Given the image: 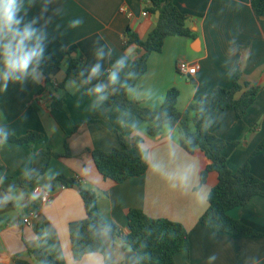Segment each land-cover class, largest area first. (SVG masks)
Instances as JSON below:
<instances>
[{"label": "crops", "instance_id": "obj_1", "mask_svg": "<svg viewBox=\"0 0 264 264\" xmlns=\"http://www.w3.org/2000/svg\"><path fill=\"white\" fill-rule=\"evenodd\" d=\"M150 1L28 0L21 7L20 27L35 21L32 27L44 37L39 62L55 56L62 66L42 95L39 91L45 77L37 67L39 63L31 66L35 71L30 67L21 80L5 81L4 64L0 70V264H37L29 252L35 247L66 264H138L136 253L122 238L108 234H104V253L89 254L80 261L73 259L69 224L85 219L86 211L79 191L63 187L58 181L61 176H78L83 188L95 191L101 216L115 224L121 236L129 234L131 209L182 224L189 232L190 248L175 256L176 264H264V197L229 212L233 219L263 234L260 237L219 234L203 226L200 218L209 207L208 196L218 184V174L211 173L201 185L200 172L207 159L200 150L189 154L181 146L182 126H165L152 138L144 121L117 106L87 122L103 105V99L87 94V89L105 85L103 93L119 96L127 75L110 83V66L120 58L131 65L145 53L137 45L127 44L126 32L130 29L141 40L148 39L160 17L159 12L143 15ZM161 2L173 3L187 15V26L197 37L167 38L162 52L150 55L147 73L129 89L128 97L158 109L167 91L177 87L178 109L185 112L214 88H231L239 70L242 83L262 89L243 118L239 119L231 108L220 111L211 132L226 141L242 143L229 145L224 151L232 171L250 159L253 174L264 182V151L252 156L264 142V15L256 18L251 0ZM77 20L80 23L73 26ZM64 49L82 60L78 75L67 81L69 57ZM181 60L198 66L194 76L186 77V83L178 77ZM96 64L101 66L100 72L89 79ZM64 82V90L54 89ZM54 99L62 102L61 110L51 108ZM192 117L191 113L187 122L190 131ZM4 131L17 137L32 131L43 138L19 145L3 141ZM119 133L142 137V147L149 155L146 174L121 184L99 173L90 152L118 148ZM40 151H52L59 157L50 159L44 168ZM29 176H39L38 185L10 191L13 184ZM184 176L187 178L181 179ZM38 186L48 188L50 203L43 204L34 194ZM34 212L39 217L25 224L24 219ZM38 224L43 225L47 240L40 237Z\"/></svg>", "mask_w": 264, "mask_h": 264}, {"label": "trees", "instance_id": "obj_2", "mask_svg": "<svg viewBox=\"0 0 264 264\" xmlns=\"http://www.w3.org/2000/svg\"><path fill=\"white\" fill-rule=\"evenodd\" d=\"M27 1L20 0L21 7ZM251 4L256 18H261L264 15V0H251ZM145 10L151 14L160 13L156 28L148 39L141 40L130 29L126 32L127 44L137 45L145 53L131 65L125 64L119 70L118 77L127 75L123 91L119 96H107L103 92L96 94L94 89H87L89 95L104 97L100 110L87 122L96 120L100 115L117 106L146 122L147 135L152 138L158 136L165 126L171 128L182 126L181 146L189 154L200 150L207 159L206 166L200 172L201 185L207 182L211 173L218 174V184L209 193V207L201 216L200 223L219 234L235 237L262 236L263 234L256 233L250 227L233 219L229 212L235 208L247 207L256 197H264V182L253 174L250 159L237 171H232L224 151L229 145L239 146L242 143L226 141L211 132L212 124L220 111L231 108L239 119L243 118L256 101L262 88L247 82L242 83V74L237 70L231 88H214L210 93L191 104L185 112H180L178 109L180 91L175 87L167 91L158 109H150L140 101L131 100L128 97L129 89L136 86L147 73L150 55L162 52L167 38L196 39L197 37L196 33L187 26L188 16L183 14L173 3L164 4L161 0H151ZM64 52L69 57L66 71L67 81L78 75L82 68V60L71 57V52L66 49ZM3 64V58L0 57V70ZM115 64L110 66L109 76L114 70ZM61 66V60L55 56H48L39 62L37 67L45 77V84L41 87L39 95L47 92L48 85L60 72ZM65 84L66 82L54 89L64 90ZM51 108L61 110L63 104L60 100L54 99ZM191 113L193 114L191 119L193 130L190 131L187 122ZM77 130L78 127H75L74 132ZM42 138L41 134L32 131L22 137H17L10 131H4L1 134L3 141L19 145L37 143ZM118 140L120 146L110 152L90 151L99 173L105 179L112 180L117 184L145 175L149 167V155L142 147L143 138L140 136L126 137L119 133ZM262 151H264V142L252 156ZM39 154L44 156V168L50 159L59 157L52 151H40ZM38 179L39 176H29L24 180H19L13 184L10 191L16 188H33L38 185ZM58 181L68 189L80 188L79 193L86 211L85 219L69 224L72 257L75 261H80L89 254L104 253L106 250L104 234L121 237L122 242L136 253L138 264H176L175 256L189 250V232L182 224L167 219L151 218L142 210L131 209L128 213L129 234L121 236L117 226L101 216L98 209V194L93 190L83 188L81 178L61 176ZM37 230L43 240L48 239L42 224H38ZM29 252L37 264H66L59 258L45 254L40 247L29 248Z\"/></svg>", "mask_w": 264, "mask_h": 264}, {"label": "clouds", "instance_id": "obj_3", "mask_svg": "<svg viewBox=\"0 0 264 264\" xmlns=\"http://www.w3.org/2000/svg\"><path fill=\"white\" fill-rule=\"evenodd\" d=\"M20 0H0V57L3 58L5 71L3 79L7 81L9 78L13 80H21L27 74L34 64H38L43 55V35L38 34V30L32 27L35 21L20 25L23 23V16L20 15ZM80 21H74L73 26L79 24ZM7 40V43L3 41ZM125 66V59L120 58L114 65V70L110 73L109 81L115 84L118 80V72ZM100 65L96 64L91 69L89 79L95 77L100 72ZM32 72L35 71L31 67ZM105 85H97L94 88L96 94L104 91ZM100 96V99H103ZM187 177H181L186 179Z\"/></svg>", "mask_w": 264, "mask_h": 264}, {"label": "built area", "instance_id": "obj_4", "mask_svg": "<svg viewBox=\"0 0 264 264\" xmlns=\"http://www.w3.org/2000/svg\"><path fill=\"white\" fill-rule=\"evenodd\" d=\"M123 12H126L125 8H122ZM144 16L148 15V12H144L143 13ZM177 71L180 75L184 76V77H191L194 76L196 74V72L198 71V66L189 63L188 61L185 60H181L178 62L177 65ZM34 194L37 195L40 198V201L43 204H48L52 201V196L50 194V192L46 189H44L43 187H36L34 189ZM39 217V214L34 212L31 213L29 216H27L24 219V223L25 224H31L32 219H36Z\"/></svg>", "mask_w": 264, "mask_h": 264}, {"label": "rangeland", "instance_id": "obj_5", "mask_svg": "<svg viewBox=\"0 0 264 264\" xmlns=\"http://www.w3.org/2000/svg\"><path fill=\"white\" fill-rule=\"evenodd\" d=\"M178 77L180 78V80L183 82V83H186V77H182V75H178ZM175 88H177V87H175ZM178 89V88H177ZM179 90V89H178ZM181 107V106H180ZM146 122H144V124H145ZM147 124V123H146Z\"/></svg>", "mask_w": 264, "mask_h": 264}, {"label": "water", "instance_id": "obj_6", "mask_svg": "<svg viewBox=\"0 0 264 264\" xmlns=\"http://www.w3.org/2000/svg\"><path fill=\"white\" fill-rule=\"evenodd\" d=\"M46 189H48L47 187H45ZM75 190L79 191L80 188L79 187H74Z\"/></svg>", "mask_w": 264, "mask_h": 264}]
</instances>
